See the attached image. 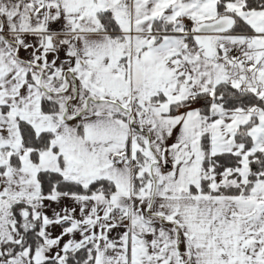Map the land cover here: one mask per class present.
I'll list each match as a JSON object with an SVG mask.
<instances>
[{
    "label": "snow or ice",
    "instance_id": "1",
    "mask_svg": "<svg viewBox=\"0 0 264 264\" xmlns=\"http://www.w3.org/2000/svg\"><path fill=\"white\" fill-rule=\"evenodd\" d=\"M0 264H264V0H0Z\"/></svg>",
    "mask_w": 264,
    "mask_h": 264
}]
</instances>
